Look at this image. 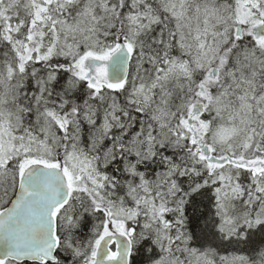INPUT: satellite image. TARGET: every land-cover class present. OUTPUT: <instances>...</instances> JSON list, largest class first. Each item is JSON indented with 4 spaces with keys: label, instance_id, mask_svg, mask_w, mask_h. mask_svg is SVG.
Instances as JSON below:
<instances>
[{
    "label": "snow or ice",
    "instance_id": "1",
    "mask_svg": "<svg viewBox=\"0 0 264 264\" xmlns=\"http://www.w3.org/2000/svg\"><path fill=\"white\" fill-rule=\"evenodd\" d=\"M0 264H264V0H0Z\"/></svg>",
    "mask_w": 264,
    "mask_h": 264
}]
</instances>
